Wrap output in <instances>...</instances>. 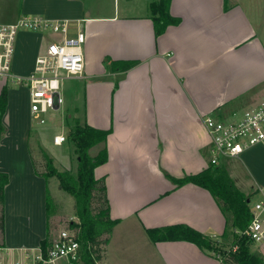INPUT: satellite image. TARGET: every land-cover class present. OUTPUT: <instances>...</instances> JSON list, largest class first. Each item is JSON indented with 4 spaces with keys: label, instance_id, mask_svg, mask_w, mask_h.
<instances>
[{
    "label": "crops",
    "instance_id": "0c3cea01",
    "mask_svg": "<svg viewBox=\"0 0 264 264\" xmlns=\"http://www.w3.org/2000/svg\"><path fill=\"white\" fill-rule=\"evenodd\" d=\"M152 1L122 13L95 10L84 0H0V19L32 14L83 27L85 72L71 78L86 82L85 114L80 120L75 107L68 118L111 131L108 160L95 169L97 178H105L111 218L117 220L105 263L224 264L189 241L153 242L147 229L184 223L222 237L226 218L213 195L192 183L177 186L173 178L210 167L206 115L227 118L264 97V35L239 1L172 0L171 14L181 22L157 36ZM43 37L32 31L17 38L15 73L33 69ZM23 49L29 54L26 67L19 62ZM114 61L136 64L123 70L114 68ZM18 91H26V119L15 114V124L8 125L0 142V172L9 174L5 230L0 231L4 264L24 261L26 252L38 250L47 237V182L35 173L31 139L40 137L48 151L61 146L53 138L62 131L51 135L34 125L29 91L23 86ZM11 93L8 89L7 108L16 104ZM62 157V162L72 160V152ZM221 166L252 197L264 185V144L224 158Z\"/></svg>",
    "mask_w": 264,
    "mask_h": 264
},
{
    "label": "trees",
    "instance_id": "16d2710c",
    "mask_svg": "<svg viewBox=\"0 0 264 264\" xmlns=\"http://www.w3.org/2000/svg\"><path fill=\"white\" fill-rule=\"evenodd\" d=\"M172 0H153L150 3V17L154 22L156 35L163 34L171 25L181 22L179 17L173 16L170 11ZM136 61H114V68L127 70L133 67ZM8 105V88L5 86L0 93V142L6 131L3 122ZM111 131L98 129L87 123L82 124L75 120L69 133V139L74 143L78 156L77 174L70 170H60L54 159L41 148L45 160V171H41L38 162L33 156L35 173L45 178L47 182L46 206L48 216L47 237L42 240L41 247L46 250L51 243V227L49 214L51 210L49 179L56 176L61 180L63 188L75 199V216L77 220L71 221L69 226L84 244L83 264H105L107 246L117 220L111 218L110 204L107 196L105 178H97L95 169L107 162L108 150L106 140ZM102 144L95 155L90 150ZM177 186L192 183L207 189L219 204L226 218L225 231L222 237L234 235L232 245L236 249L222 250L217 245L215 238L199 230L181 223L163 227L148 228L147 233L153 242L183 240L196 244L202 250L215 255L224 264H264V254L253 252L250 241L246 236L236 233L244 230L250 223L252 214L249 199L239 190L227 170L222 166L208 167L197 173L181 178H173ZM9 182V174L0 172V231L5 230V188ZM3 244L0 243V247Z\"/></svg>",
    "mask_w": 264,
    "mask_h": 264
},
{
    "label": "built area",
    "instance_id": "2783aa9c",
    "mask_svg": "<svg viewBox=\"0 0 264 264\" xmlns=\"http://www.w3.org/2000/svg\"><path fill=\"white\" fill-rule=\"evenodd\" d=\"M72 22L68 19H51L40 15L24 14L15 21H0V78L26 87L30 95L32 118L45 124V114L57 112L64 103L63 80L81 77L85 72V32L79 23L72 35ZM21 29L33 32L54 33L51 40L36 57L33 69L27 74L14 72L16 43ZM204 124L210 136V166H221L224 158L240 156L247 149L264 144V97L257 104L234 111L227 118L209 114ZM68 136H54L56 144L67 141ZM252 218L244 230L237 234L246 236L256 244H264V185L249 199ZM234 249L237 246H233ZM84 244L71 228L60 230L58 236L44 250L27 251L25 259L17 264H83ZM0 264H4L0 258Z\"/></svg>",
    "mask_w": 264,
    "mask_h": 264
},
{
    "label": "rangeland",
    "instance_id": "374dc122",
    "mask_svg": "<svg viewBox=\"0 0 264 264\" xmlns=\"http://www.w3.org/2000/svg\"><path fill=\"white\" fill-rule=\"evenodd\" d=\"M86 4H90L93 6L95 10H114L115 8L119 9L122 13L124 12V9H126L127 6H130V8L138 7L140 9L143 8L145 4V0H84ZM228 2H241L247 10L251 13L252 17L256 20L257 24L261 27V33L264 35V0H227ZM229 4V3H228ZM0 21H5L1 20ZM72 33L76 32V28L78 23H72ZM27 32H32L30 30L21 29L18 34L19 37H23ZM44 35V43L47 44L51 40H54L57 38V35L54 33H42L38 32ZM264 37V36H263ZM27 49H23V56L19 59V62L21 65L26 67L28 65V53ZM89 82V81H88ZM85 81L83 80H77L74 78H69L63 80V86L61 89L62 96L64 98V103L59 108L58 112H48L45 114L46 123L45 124H38L37 119H33V124L36 126H40L42 128H48L50 134L52 135L53 132L61 130L63 134L69 135L71 132V128L73 126L74 120L68 118L69 114H72L74 112V108L78 107V113L77 117L80 118V120L84 119L85 114ZM7 86L8 89H10V92L12 94V98H16V104L11 105V107H8L5 112V122L4 124L6 129L9 125L11 126V123L13 125L15 124L14 118L15 114H18V117H20L22 120L26 119V112H27V103L28 98L26 94V91L19 92L20 85L12 82L11 80L7 78H0V93L2 89ZM77 89V90H76ZM76 90V91H75ZM13 118V122L11 119ZM3 138V137H2ZM40 137L35 139V137H32L31 139V147L33 156L38 162L39 169L41 171H45V160L41 152V148H43V145L40 143ZM71 140L69 139V136L67 138V141L62 143L61 146L56 148H50V150H45L47 153L54 159V164L60 169H67L71 171L72 174H77L78 170V156L74 148V152L72 149H69V144ZM72 143V142H71ZM5 144H10V140L8 139ZM6 148V147H4ZM99 150V147L96 146L90 150L91 155H95L97 151ZM70 151L72 152V160L66 159L64 162L60 161V158L62 155L69 156ZM61 155L60 158H57V155ZM56 155V157H55ZM63 158V157H62ZM49 192H50V201H51V210L49 214V221H50V227H51V238L54 239L58 236L60 230L65 228H70L69 224L71 221L77 220L75 216V199L74 197L66 191L62 184L61 180L56 177H50L49 179ZM158 186V185H157ZM234 235L230 234L228 237H214L217 245L222 248V250L229 251L230 249H234L232 243L234 240ZM250 248L253 252L257 253H263L264 254V244H256V243H249ZM107 258V255H106ZM105 262V261H104ZM106 264V263H105Z\"/></svg>",
    "mask_w": 264,
    "mask_h": 264
}]
</instances>
